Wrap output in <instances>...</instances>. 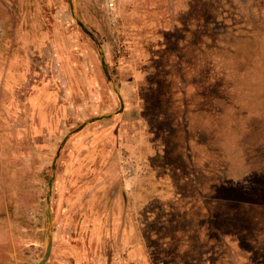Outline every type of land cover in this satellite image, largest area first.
Wrapping results in <instances>:
<instances>
[{
  "label": "rangeland",
  "instance_id": "1",
  "mask_svg": "<svg viewBox=\"0 0 264 264\" xmlns=\"http://www.w3.org/2000/svg\"><path fill=\"white\" fill-rule=\"evenodd\" d=\"M63 4L58 64L55 45L43 69L32 64L49 107L37 123L25 109L0 108V228L29 229L31 264L43 255L47 220L52 256L43 264L93 255L108 264H264V0ZM8 133L15 139L1 138ZM68 167H78L75 177ZM113 180L108 226L125 195L136 256L119 253L112 235L102 253L75 243L88 238ZM14 184L28 193L16 203ZM72 197L88 203L72 209Z\"/></svg>",
  "mask_w": 264,
  "mask_h": 264
},
{
  "label": "crops",
  "instance_id": "2",
  "mask_svg": "<svg viewBox=\"0 0 264 264\" xmlns=\"http://www.w3.org/2000/svg\"><path fill=\"white\" fill-rule=\"evenodd\" d=\"M104 1L106 4L107 0ZM180 3V6H182L183 1ZM63 6V0H8L7 6L0 3V108L25 109V111L30 112L26 114L30 116L28 118L36 123L38 119L35 120L34 118L38 117L42 110L44 108L46 110L50 104L43 98L45 93L49 92L48 87L44 80L40 79V71L33 68L32 64L34 62L40 63L39 66L43 69L46 61L43 58V53L47 52V49H50V52L53 51L48 45H55V63L56 65L58 64V56L61 52L57 45L63 43L62 33L65 23ZM131 10L136 11L135 9ZM34 45H39V51L41 50L42 53L34 55L37 50ZM42 45H47V47ZM59 102L57 100L55 103V108L57 109L63 104V102H61L62 104ZM56 113V116H58V111ZM47 114H44L41 118L45 119ZM14 115L16 116V114ZM1 138L11 140L15 139V136L8 133ZM56 138L57 136L54 135L51 140ZM48 148L49 145L46 150ZM89 149L92 150L91 148ZM68 168L72 172L71 175L67 170L66 172L71 177H75V174L79 171L78 167H75V169H73L74 167ZM115 185L114 180L109 182L110 194L103 196V199H101L103 211L101 216L93 218L94 227L88 231V238H78L77 241L81 242V245L77 241L75 243L80 249L81 246L86 244L93 245L95 249L99 250V253H102L107 249L106 247L109 245L108 242L111 240L110 237L112 235L114 244L118 245L117 250L119 253L127 252L129 247H131L130 250L135 252L136 256L141 249L138 237L133 238L135 233L131 226V219H129V201L125 195L116 198L118 205L116 221L113 227L110 228L108 226L109 217L113 214L111 207L115 202V196L112 187L115 188ZM11 189L14 191L13 202L15 203L20 202L23 199L21 197L25 195V198L26 194H28L25 192L21 196L19 189H16V184L13 187L11 186ZM84 199L85 197H79L76 200V198L72 197V209H75L76 205H81L82 207L87 204L88 202L83 201ZM57 204L60 203L57 202ZM57 216L59 217V215ZM30 234L29 229L27 230L24 227L23 229L17 228L16 224L13 227L0 228V264H31L30 261L33 258L30 250L33 242ZM35 238L37 239L38 236H35ZM66 240L64 238L62 244H65V242L70 243ZM51 249L52 246L50 245V255L52 254ZM99 257V260H97L95 255L86 256L84 262L87 264H108L106 256ZM77 259L80 260L79 254Z\"/></svg>",
  "mask_w": 264,
  "mask_h": 264
},
{
  "label": "water",
  "instance_id": "3",
  "mask_svg": "<svg viewBox=\"0 0 264 264\" xmlns=\"http://www.w3.org/2000/svg\"><path fill=\"white\" fill-rule=\"evenodd\" d=\"M74 20H75L76 24L78 25V27H79V28H80V29H81L86 35H88L89 38L93 39L91 33H90V32H89V31H88V30L82 25V23H81L80 21H78L76 18H74ZM93 41H94V43H97V41H96L95 39H93ZM101 63H102V61H101ZM102 67H103V66H102ZM103 71H104V73H106L104 67H103ZM119 106H120V108H121V106H122V102H121V100H119ZM97 118H98V117H97ZM97 118H95V119H97ZM92 120H94V119H91L90 121H92ZM83 125H85V123H82L79 127L73 129V130L71 131V133H73V132H75L76 130L80 129ZM66 137H67V136L63 137V139L61 140V142H60V144H59V147L56 149L55 157L57 156V154H58V152H59V149H60L61 145L63 144V142L65 141ZM47 213H48V212H46V214H47ZM50 245H51V243H50V239H49V237H48V220H47V221H46V232H45V247H44V252H43V255H42V257L40 258V260H39L37 263H35V264H43V263H44V261L47 259V256H48V253H49V249H50Z\"/></svg>",
  "mask_w": 264,
  "mask_h": 264
},
{
  "label": "trees",
  "instance_id": "4",
  "mask_svg": "<svg viewBox=\"0 0 264 264\" xmlns=\"http://www.w3.org/2000/svg\"><path fill=\"white\" fill-rule=\"evenodd\" d=\"M232 229H233V231H234L235 228H232ZM235 231H236V235H235V236L239 235V232H238L237 230H235ZM235 231H234V232H235ZM234 232H233V233H234ZM235 243H236V244H235ZM235 243H234V241H232V245H233V246H232V245H231V246H232L233 248H234L235 245L239 244L237 240H236ZM237 246H239V245H237ZM248 248H249V244H248V246H247V249H248ZM247 249H243V248H242L241 250H242V251H247ZM249 249H250V248H249ZM249 249H248V250H249ZM239 250H240V249H239ZM250 251H251V250H250ZM250 251H249V252H250Z\"/></svg>",
  "mask_w": 264,
  "mask_h": 264
},
{
  "label": "built area",
  "instance_id": "5",
  "mask_svg": "<svg viewBox=\"0 0 264 264\" xmlns=\"http://www.w3.org/2000/svg\"><path fill=\"white\" fill-rule=\"evenodd\" d=\"M112 5H113V0H107V1H106V6H107V7L110 8Z\"/></svg>",
  "mask_w": 264,
  "mask_h": 264
},
{
  "label": "flooded vegetation",
  "instance_id": "6",
  "mask_svg": "<svg viewBox=\"0 0 264 264\" xmlns=\"http://www.w3.org/2000/svg\"><path fill=\"white\" fill-rule=\"evenodd\" d=\"M112 189L114 190V195H115V191H117V188L112 187Z\"/></svg>",
  "mask_w": 264,
  "mask_h": 264
}]
</instances>
